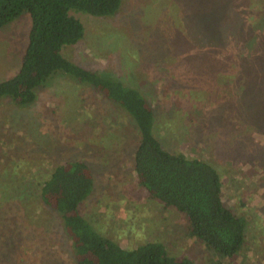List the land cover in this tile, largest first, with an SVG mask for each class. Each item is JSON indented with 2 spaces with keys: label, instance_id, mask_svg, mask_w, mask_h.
Instances as JSON below:
<instances>
[{
  "label": "rangeland",
  "instance_id": "rangeland-1",
  "mask_svg": "<svg viewBox=\"0 0 264 264\" xmlns=\"http://www.w3.org/2000/svg\"><path fill=\"white\" fill-rule=\"evenodd\" d=\"M200 1L123 0L119 13L109 18L73 12L84 24L86 34L77 45L65 48L63 54L85 69L106 73L139 88L156 114L157 134L165 148L204 157L220 171L225 204L247 221L245 250L228 264H264V132L256 129L250 110L247 113V107L241 108L242 89H234L238 102L234 98L230 102L222 99L234 105L228 106L232 115L228 117L229 110L227 114L224 111L227 103L218 104L221 94L224 98L229 96L228 90L213 88L216 93L212 94L211 85L201 93L192 88L204 78L201 70L194 69L196 61L190 57L195 45L189 25L196 20L195 8L200 10ZM221 1L227 4L224 12L228 32H239L240 16L228 0ZM210 16L209 21L213 17ZM30 28L31 18L25 15L0 29V81L18 72ZM228 37L225 43L220 42L225 52L239 44L238 35ZM186 40L192 45L184 46L182 42ZM180 55L189 56L182 62L187 72L192 71L189 87H178L172 96L168 92L163 97V84L170 82L169 75L175 68L170 71L167 65ZM177 73L173 76L181 81ZM37 95L36 102L24 108L0 101V175L7 178L8 172H32L45 176L67 160L85 161L94 172L96 187L81 212L100 232L128 249L162 242L173 256L188 257L198 264L217 261L187 236L186 221L180 214L150 202L139 188L133 169L138 135L124 112L92 88L63 74L38 89ZM177 96L193 111L189 113L191 119L183 120L175 102ZM195 96L202 110L194 107ZM256 154L263 157L256 160ZM14 166L19 167L14 170ZM8 191L16 189L11 187ZM26 212L32 217L28 222L30 232L42 234L44 229L47 249L59 248L63 231L58 220L33 201ZM20 219L26 221L25 217ZM66 248L61 256L69 260ZM42 255L43 252L37 262L34 254L29 262L52 264V259L44 263Z\"/></svg>",
  "mask_w": 264,
  "mask_h": 264
},
{
  "label": "trees",
  "instance_id": "trees-1",
  "mask_svg": "<svg viewBox=\"0 0 264 264\" xmlns=\"http://www.w3.org/2000/svg\"><path fill=\"white\" fill-rule=\"evenodd\" d=\"M205 1L207 3L199 2L200 10L195 8L196 20L189 25L195 45L190 57L196 61L194 69L204 75L201 83L192 88L201 93L211 85L212 94L216 93L213 88L228 90L230 94L226 98L223 94L215 95L219 106H225L231 98L236 100L234 89H242L241 108L247 107V113L250 110L256 129L264 132V0H228L234 13L240 16L239 32H228L224 12L227 4L221 0ZM122 4L123 0H0V29L25 15L31 18L21 66L14 76L0 81V101L19 108L31 106L38 98L37 90L59 74L95 90L135 125L138 141L133 169L147 199L180 214L186 221L187 236L217 258L214 264H228L245 250L247 221L225 204L220 171L204 157L165 148L157 134L156 114L139 88L106 73L85 69L63 54L65 48L77 45L86 34L84 24L73 12L109 18L119 13ZM210 15L213 16L211 21ZM229 34L238 35L239 44L225 52L220 42L225 43ZM182 43L187 47L192 45V41ZM187 58L180 55L167 65L170 71L175 67L170 79L175 78L173 75L178 71L181 81L176 77L174 82H164L163 97L168 92L172 96L178 87L188 89L192 71L187 72L182 67ZM180 98L177 96L175 102L183 120L184 117L191 119L189 113L193 111H189L186 101ZM196 99L195 96L194 107L202 110ZM228 106L234 107L231 103H227ZM227 110L228 117H232L231 108L224 110L226 114ZM228 122L231 121L228 119ZM263 156L256 154V160ZM8 173L7 178L0 175V264H31L29 260L34 254L38 262L41 252L42 261L48 263L52 259V264L61 261L63 264H198L191 258L171 255L162 242H147L128 249L100 232L81 212L84 203L94 196L96 187L94 172L85 161L67 160L54 166L45 176L32 172ZM7 181L8 184H4ZM11 187L16 191H8ZM32 201L58 220L63 231L58 239L59 248L48 246L47 249L44 229L42 234L30 232L28 222L32 217L26 208ZM7 203L15 206L9 208ZM22 217L26 221H21ZM66 247L69 260L61 256Z\"/></svg>",
  "mask_w": 264,
  "mask_h": 264
}]
</instances>
